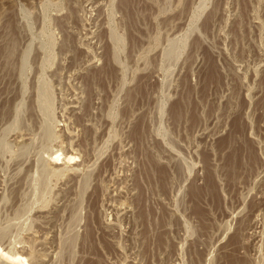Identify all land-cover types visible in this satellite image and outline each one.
Masks as SVG:
<instances>
[{"label": "rangeland", "instance_id": "rangeland-1", "mask_svg": "<svg viewBox=\"0 0 264 264\" xmlns=\"http://www.w3.org/2000/svg\"><path fill=\"white\" fill-rule=\"evenodd\" d=\"M125 1L0 0V264H264V0Z\"/></svg>", "mask_w": 264, "mask_h": 264}, {"label": "bare ground", "instance_id": "bare-ground-1", "mask_svg": "<svg viewBox=\"0 0 264 264\" xmlns=\"http://www.w3.org/2000/svg\"><path fill=\"white\" fill-rule=\"evenodd\" d=\"M131 1H133V2H136L138 5V7H140L139 6V4H141V3H139L137 0H126L125 1V3H126V5L129 3V2H131ZM128 6V5H127ZM126 6V7H127ZM143 7V6H142ZM127 9V8H126ZM141 9V8H140ZM143 10V9H142ZM13 26L10 24L9 25V28H10V30H11V32H12V30H13V28H12ZM14 31H15V29H14ZM15 33V32H14ZM13 33V35H15ZM11 36V35H10ZM16 36V35H15ZM15 36H14V38H15ZM12 39V38H11ZM12 43H11V45H10V49H9V56H8V62H10V61H12V56H13V54H14V52H15V49H16V40L15 39H13L12 41H11ZM209 60V59H208ZM210 60H211V58H210ZM208 61V67H207V65H206V67H207V73H209V77L210 78H213L214 79V81H216V82H218L219 81V79H218V77L216 76V72H215V67H214V65H213V63L214 62H211V61ZM215 64V63H214ZM113 69V68H112ZM112 69H111V66L110 65H108L107 66V69L106 70H108L109 71V73H110V75L112 74ZM217 71V70H216ZM108 73V74H109ZM206 74V73H205ZM113 75V74H112ZM206 76V75H205ZM208 78V77H207ZM206 81V80H205ZM210 81V80H209ZM208 82V81H207ZM212 83H214V82H212ZM205 85H206V83H205ZM217 85V84H216ZM139 93L140 94H145L144 93V91L143 90H141V89H139ZM190 95H191V91L189 90V89H186L185 90V92L183 93V95H182V97H181V99L178 101V102H176V104L175 105H173L172 106V109H171V114H172V117L173 118H178L184 111H185V109L187 108V106H189V104H190ZM43 98V97H42ZM41 98V99H42ZM46 99V98H45ZM194 117V116H193ZM237 123V122H236ZM140 128V127H139ZM142 129V128H141ZM143 130V129H142ZM242 131L240 130V127L237 125V124H234V126H233V132L229 135V137L227 138V140H226V142H224L225 144L227 143V144H231L232 142H233V139H234V136H235V134H239V133H241ZM143 132H141L140 134H142ZM136 139H139V137L138 138H136ZM140 140V139H139ZM136 141H138V140H136ZM140 142H141V140H140ZM224 143L223 144H221V146H223L224 145ZM137 144H139V142H137ZM140 145H141V143H140ZM139 145V147H141ZM252 149L253 148H251V146H250V144L249 143H247V142H245L244 143V145H243V149L242 150H240V151H237V152H234V153H232L231 155H228L227 156V158H226V165H227V167L229 168V169H231V171L232 170H236L237 168H239L241 165H242V163H243V159L244 158H246V160H247V162H249V163H251V164H253V163H255V153L253 154V152H252ZM145 153V152H144ZM144 155V154H143ZM244 155L246 156V157H244ZM55 156V155H54ZM144 157H145V159H144V162H143V164H142V169H141V171L139 172V174H138V184L139 183H142V182H146L147 184H149V180L151 179H153V178H156L157 179V182L159 181L160 183L163 181H165L164 180V176L166 175L165 174V171L164 170H161V169H159V168H155V166L153 165L155 162H153L152 161V159L149 157V155H144ZM53 159V161H54V163L55 162H57L58 161V156L57 157H54V158H52ZM70 157L68 156V161H70ZM257 159V158H256ZM155 165H156V163H155ZM230 172V171H229ZM234 172H236V171H234ZM233 172V173H234ZM166 177V176H165ZM213 176H212V178H211V176L208 174V175H206V177H205V180H204V188H203V190H198V189H194L193 191L191 190V192L193 193L192 195H193V197H194V199L195 198H197L199 195V197L198 198H201L202 196V192L203 193H210V194H213V192H214V183H213ZM150 180V181H151ZM142 181V182H141ZM159 183V184H160ZM165 183V182H164ZM163 184V183H162ZM162 184H161V188H162ZM139 185H142V184H139ZM144 185V184H143ZM142 185V186H143ZM163 186H164V184H163ZM141 187V186H140ZM144 187H146V186H144ZM164 188V187H163ZM143 189V188H142ZM145 189V188H144ZM141 190V189H140ZM146 190H148V189H146ZM145 191V190H144ZM144 191H143V193H144ZM148 193H149V191H147ZM147 196H149V195H145V197L146 198H148ZM204 196V195H203ZM144 197V195L142 194V191H140V195H139V199H138V202L143 206V204H144V202H142L143 201V199L145 198ZM192 197V198H193ZM197 198V199H198ZM196 200V199H195ZM146 202H148L147 201V199H146ZM149 203V202H148ZM147 203V204H148ZM149 205V204H148ZM145 206H147L146 204H145ZM150 206V205H149ZM152 206V205H151ZM150 206V207H151ZM144 207V206H143ZM149 207V208H150ZM154 207V206H153ZM152 207V208H153ZM146 207H144V209H145ZM148 208V207H147ZM151 208V209H152ZM143 208H141V212H140V216H141V218L143 219V220H146L147 221V216L151 213L150 212V210H144ZM154 209V208H153ZM156 210V209H155ZM153 212H155V211H153ZM159 212H156V214L157 215H159L158 214ZM199 213V212H198ZM200 214H201V212H200ZM152 215H155V214H152ZM156 215V216H157ZM151 218H152V216H151ZM159 218H162V216L160 217L159 216ZM149 220H150V218H148ZM161 220H163V219H154V224L153 225H156V226H159V224H160V221ZM151 221H152V219H151ZM164 221V220H163ZM162 221V222H163ZM145 222V221H144ZM146 223V222H145ZM147 226H149L148 224H146ZM161 225V224H160ZM146 226V227H147ZM147 228H149V227H147ZM151 228V227H150ZM92 237H93V230L88 226V223H87V227H86V232H85V239L87 238L89 241L92 239ZM24 258V257H23ZM22 257H20L19 255H17L16 257H14L13 256V258L11 259V263L12 264H25L26 262H25V260L23 259ZM232 264V263H231ZM234 264V263H233ZM243 264H244V262H243Z\"/></svg>", "mask_w": 264, "mask_h": 264}]
</instances>
